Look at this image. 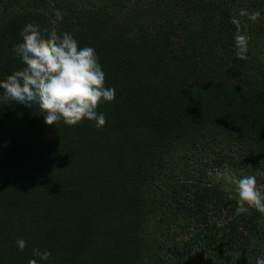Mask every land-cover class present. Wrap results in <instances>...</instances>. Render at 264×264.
<instances>
[{"label":"trees","instance_id":"obj_1","mask_svg":"<svg viewBox=\"0 0 264 264\" xmlns=\"http://www.w3.org/2000/svg\"><path fill=\"white\" fill-rule=\"evenodd\" d=\"M56 12L116 96L99 129L0 101V264L34 249L48 264H255L264 218L236 216L209 174L264 185V0H0V80L24 68L22 28L48 35Z\"/></svg>","mask_w":264,"mask_h":264},{"label":"clouds","instance_id":"obj_2","mask_svg":"<svg viewBox=\"0 0 264 264\" xmlns=\"http://www.w3.org/2000/svg\"><path fill=\"white\" fill-rule=\"evenodd\" d=\"M258 15L253 14L251 19ZM62 20L63 14L56 12L53 30L48 35L42 34L36 24L22 28L21 42L14 45L12 51L24 68L0 80V101L39 108L48 126L63 122L74 127L87 120L94 122L96 128H102L106 118L97 108L100 104L114 102L116 89L105 85V73L94 48L80 47L71 33L55 30ZM232 23L239 21L233 19ZM234 51L236 59H248L246 35L238 32L234 36ZM224 179L234 186L236 216L255 209L264 218V185H258L256 175L227 173ZM16 243L20 251L25 249L24 239ZM50 257L49 251L34 249L28 264H48ZM255 264H264V255L258 256Z\"/></svg>","mask_w":264,"mask_h":264},{"label":"rangeland","instance_id":"obj_3","mask_svg":"<svg viewBox=\"0 0 264 264\" xmlns=\"http://www.w3.org/2000/svg\"><path fill=\"white\" fill-rule=\"evenodd\" d=\"M227 173H231V174H233L235 176L248 175L244 171H239L238 172V171H233L232 169H220V170H217L215 172H211L209 174V180L213 181L215 184L219 185L222 190H224L226 192H229L232 195H236L235 191H234V186H232V185H230V184L225 182L224 175L227 174ZM258 185H262V184H258ZM147 263L155 264L154 261L147 262Z\"/></svg>","mask_w":264,"mask_h":264}]
</instances>
